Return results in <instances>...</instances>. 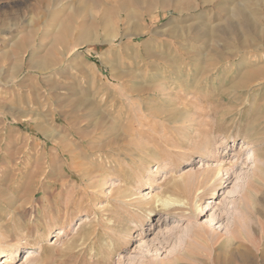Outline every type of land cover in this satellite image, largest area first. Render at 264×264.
I'll use <instances>...</instances> for the list:
<instances>
[{"label":"rangeland","instance_id":"374dc122","mask_svg":"<svg viewBox=\"0 0 264 264\" xmlns=\"http://www.w3.org/2000/svg\"><path fill=\"white\" fill-rule=\"evenodd\" d=\"M0 264H264V0H0Z\"/></svg>","mask_w":264,"mask_h":264},{"label":"bare ground","instance_id":"6f19581e","mask_svg":"<svg viewBox=\"0 0 264 264\" xmlns=\"http://www.w3.org/2000/svg\"><path fill=\"white\" fill-rule=\"evenodd\" d=\"M49 131H50V130H49ZM48 134H49V136H48L49 140L52 141L54 144H56V146H57L56 150H57V151L62 150V151L65 152V151H69V150L71 149V147H70L69 145H67V143L64 141V139H63L62 137H60V136L58 135V132H56L55 130L50 131V133H48ZM126 136H127V135H126ZM58 145H59L60 147H58ZM111 148H112V147H111ZM217 177H218V178L221 177V171H220V170L217 171ZM177 188H178V187H177ZM178 189H179V188H178ZM187 190H188V192H191V191H192V185H191V184L187 185ZM177 192L179 193V191H177ZM180 192H181V191H180ZM159 200H160V199H158V202H159ZM161 203H162L163 206H167V205H169L170 203H172V205H173V204H178V206H179V204H181L180 201H178V200H172V198H171V199L169 198V199L162 200ZM199 206H200V205H199ZM196 209H197V208H196ZM199 211L202 212L203 209L201 208ZM202 217H203V216H202ZM147 218H149V216H147ZM149 220H150V219H149ZM30 249H32V248H30ZM42 250H43V249H42ZM32 253H33V252H29V253H27V254H26V259L30 258L31 255H32ZM2 255L5 256L6 253L4 252ZM230 258H231V256H230ZM230 258H229V259H230Z\"/></svg>","mask_w":264,"mask_h":264}]
</instances>
